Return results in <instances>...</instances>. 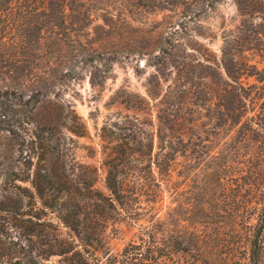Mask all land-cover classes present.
Here are the masks:
<instances>
[{"label":"trees","instance_id":"trees-1","mask_svg":"<svg viewBox=\"0 0 264 264\" xmlns=\"http://www.w3.org/2000/svg\"><path fill=\"white\" fill-rule=\"evenodd\" d=\"M218 1L0 0V264H43L51 256H60L65 264H264V194L249 217L240 216L238 209L232 219L235 241L227 257L211 250L214 236L204 230L211 222L206 207L199 219L151 215L117 255L105 249L108 224L122 215L136 220L137 214L150 212L161 192L155 174L166 176L191 139L201 138L202 124L185 117L186 98L195 97L193 115L211 104L231 114L240 99L233 85L252 66L244 54L264 58V0H233L241 21L222 35L219 67L227 79L219 88L205 85L212 76L205 71L212 67L210 57L191 47L206 63L196 74L206 87H186L194 74L188 58L194 54L187 52L182 32ZM165 10L176 15L170 29L145 28L146 14ZM130 27L134 30L128 36ZM141 58L160 78L169 65L183 76L182 83L167 85L162 94L156 144L136 116L102 125L101 136L110 143L104 193L95 187L96 168L74 156L73 136L84 135L86 128L63 91L84 69L90 83L100 86L115 63ZM119 101L141 106L129 97ZM141 197L146 207L140 205ZM44 210L54 213L77 241L60 239L50 243L45 255L35 252L28 242L40 236Z\"/></svg>","mask_w":264,"mask_h":264},{"label":"rangeland","instance_id":"rangeland-1","mask_svg":"<svg viewBox=\"0 0 264 264\" xmlns=\"http://www.w3.org/2000/svg\"><path fill=\"white\" fill-rule=\"evenodd\" d=\"M145 20V28L153 32L163 31L170 29L168 25L176 20V15L174 11L165 10L146 14ZM240 21L241 16L233 0H220L197 20L188 22V32L182 33L183 43L188 45L187 52L194 54L188 58L194 74L190 76L192 80L185 83L190 91H203L205 85L220 87L221 81L226 78L219 67L222 35L233 30ZM128 29L130 31L126 35L129 36L134 28ZM191 47L200 48L210 57L208 64L212 67L205 71L211 72L212 76L205 85L196 74L203 71L206 63ZM243 60L252 66L239 74L233 85L240 99L234 101L231 114L224 115L211 104L193 115L190 113L193 108L191 101L195 97L186 98L185 117L196 118L204 132L200 139H191L184 155L175 158L166 176L155 174L156 180H161V192L156 201L150 203V212L137 214L136 220L122 215L108 224L104 242L111 255H117L128 241L134 239L138 225L147 224L151 215L166 218L169 213L173 221L178 217L199 219L204 207L210 217L207 220L211 221L204 230L214 236L211 250L217 257H227L233 252L235 237L232 219L238 209L240 216L249 217L264 194V58L255 52H246ZM165 69L163 78H160L144 58L115 63L100 86L90 83L89 71L84 69L82 77L68 82L63 91V98L73 104L86 128L84 135L73 136L74 156L81 163L96 168L95 187L102 192H107L105 160L110 151V143L101 136L102 125L121 122L124 115L136 116L145 122L156 144L157 112L162 94L167 85L177 88L183 78L169 65ZM215 72L220 73L222 79ZM120 97H129L141 106L128 107L119 101ZM216 123L224 125L216 126ZM140 205L146 207L145 197L140 198ZM143 211L139 209V212ZM39 221L41 225L37 231L40 236L28 242L35 252L45 255L48 247L60 239L77 241L54 213L44 210ZM187 221L180 220L179 223L188 226ZM240 245L238 257L243 255L245 243ZM41 263L66 262L60 256H51L43 258Z\"/></svg>","mask_w":264,"mask_h":264}]
</instances>
